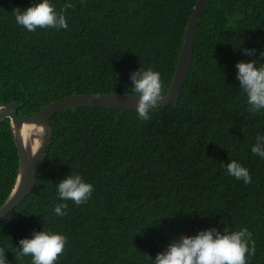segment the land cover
Instances as JSON below:
<instances>
[{
  "label": "trees",
  "instance_id": "obj_1",
  "mask_svg": "<svg viewBox=\"0 0 264 264\" xmlns=\"http://www.w3.org/2000/svg\"><path fill=\"white\" fill-rule=\"evenodd\" d=\"M198 0H71L67 29L28 31L0 0V104L19 115L79 94H130L140 67L158 71L165 95ZM56 10L66 0H51ZM257 49L249 58L240 48ZM264 51V0H211L196 33L192 62L177 104L151 110L67 109L51 118L53 137L34 191L0 220V247L11 264L19 240L34 231L67 236L56 264H151L174 239L209 228H247L264 264V159L251 152L264 134V110L249 111L235 64ZM261 62H264L262 60ZM162 95V96H163ZM231 160L251 183L227 174ZM10 120L0 122V208L19 173ZM79 173L93 185L83 204L61 201L56 185ZM67 203V215L54 207ZM253 245L250 244V247Z\"/></svg>",
  "mask_w": 264,
  "mask_h": 264
},
{
  "label": "clouds",
  "instance_id": "obj_2",
  "mask_svg": "<svg viewBox=\"0 0 264 264\" xmlns=\"http://www.w3.org/2000/svg\"><path fill=\"white\" fill-rule=\"evenodd\" d=\"M71 0H66L60 11L56 10L51 0H32L29 7L21 10L15 8V21L28 31L37 28L67 29L66 10L72 7ZM249 58L257 53V49L241 48ZM264 51H259V59L240 60L235 64L236 79L239 81L247 98L249 111L264 110ZM134 95L138 98L136 113L141 120L151 118V110L156 108L161 99L162 80L158 71L141 67L130 77ZM251 152L264 159V134H257ZM227 174L251 183L250 170L239 161L231 160L224 164ZM57 195L61 201H73L77 205L85 203L92 195L93 185L86 182L79 173L69 174L56 185ZM67 203H58L54 213L58 216L67 215ZM252 233L247 228L230 230L227 226L223 231L217 228L201 230L194 235H182L179 240H173L167 248L157 253L151 264H247V256L254 254ZM67 242L65 234L51 230L34 231L30 238L19 240L18 254L21 257L30 256L31 264H56ZM250 244L253 245L250 247ZM0 247V264H11Z\"/></svg>",
  "mask_w": 264,
  "mask_h": 264
},
{
  "label": "water",
  "instance_id": "obj_3",
  "mask_svg": "<svg viewBox=\"0 0 264 264\" xmlns=\"http://www.w3.org/2000/svg\"><path fill=\"white\" fill-rule=\"evenodd\" d=\"M211 0H198L188 22L177 68L168 92L157 102L156 108L177 104L192 62L195 37L201 17ZM138 98L130 94H79L55 101L33 116H20L18 102L0 104V122L9 119L18 148L20 164L16 184L0 208V220L17 208L35 189L37 176L46 161L51 145L54 114L80 107H102L120 111L136 110Z\"/></svg>",
  "mask_w": 264,
  "mask_h": 264
}]
</instances>
